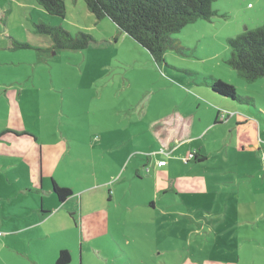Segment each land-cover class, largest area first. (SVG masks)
<instances>
[{
	"label": "rangeland",
	"instance_id": "374dc122",
	"mask_svg": "<svg viewBox=\"0 0 264 264\" xmlns=\"http://www.w3.org/2000/svg\"><path fill=\"white\" fill-rule=\"evenodd\" d=\"M65 6V17H59L37 0H0V133L9 123L8 96H15L22 106L24 128L35 131L42 141H50L61 125H72L74 152L64 158L66 163L85 172L96 167L103 180L119 162L102 163L101 135L123 132L133 136L134 147L152 149L157 137L149 126L151 119L180 109L209 119L196 144L208 154L216 149L217 156L213 153L195 169L205 186H192L190 193L158 195L151 193L152 186H141V195L107 207L105 230L99 237H79L75 242L73 229L54 232L52 237L60 235L66 241L63 250L72 259L78 260L81 253L82 264H106V259L109 264H184L203 258L223 264H264V77L248 82L224 62L231 55L229 37L242 33L245 24L251 29L264 23V0H216L217 13L211 19H199L172 34L184 49H168L161 64L109 17L97 18L84 0H65ZM40 24L61 26L73 35L84 31L93 41L83 50L54 49L51 38L37 32ZM209 74L232 84L251 102L241 107L221 103L226 98L205 84ZM238 108L246 112L241 114ZM219 111L222 117L233 116L215 128ZM242 122L245 125L239 127ZM229 133L233 144H227L228 155L225 144L215 138ZM242 139L249 142L241 143ZM243 145L245 150L240 151ZM178 159L172 169L187 184L194 170L181 166L186 157ZM62 164L56 171L58 179L71 184L77 177L62 174ZM95 180L89 175L80 184ZM92 192L104 196L98 189L88 193ZM1 195L0 232L9 233L1 205L6 199ZM9 195L14 199L6 201L9 205L25 198L20 193ZM155 198L156 208L142 205ZM93 204L86 203V213L99 207ZM28 251L16 242L0 241V264H22L28 261Z\"/></svg>",
	"mask_w": 264,
	"mask_h": 264
},
{
	"label": "crops",
	"instance_id": "0c3cea01",
	"mask_svg": "<svg viewBox=\"0 0 264 264\" xmlns=\"http://www.w3.org/2000/svg\"><path fill=\"white\" fill-rule=\"evenodd\" d=\"M15 99V96L13 99L8 96V110L11 109L9 123L8 127L0 133V194H3L1 197L6 201L12 202L14 199L9 195L10 192L23 194L25 198L12 205L6 201L1 203L4 225L9 227V233H2L0 241L3 245L16 242L26 249L29 247L30 251L26 253L28 261L22 264H55L60 251L67 248V243L60 235L53 238L54 232L66 234L68 229H73L74 233L70 234L75 242L79 237L82 239L99 237L105 230L104 220L108 217L107 207L119 200L131 201L135 195H141L139 192L143 189L141 186H152L151 193L157 192V195L168 191H174L176 194L190 193L192 186H205L203 176L195 169L213 157V153L217 156L216 149H212V152L209 151L208 154L204 146L196 144L204 129L209 126V119L206 116H198L197 113L183 114L184 112L177 109L151 119L149 126L157 137V143L153 144L152 149L134 147L131 144L133 136L128 134L123 136V132H109V135H101L102 146L100 148H105L103 152L100 151L102 163L112 161L114 164L118 161L119 167L110 177L100 180L96 167L85 172L78 166L73 167L66 163L68 156L73 154L71 150L74 152L72 125H61V131L56 128L50 141H42L34 133L35 131H28L24 128L20 112L22 106ZM226 99L220 102L241 107ZM238 109L242 111L241 114L246 112L244 109ZM221 113L222 111L216 113L217 117L213 127L222 125V121L229 120L233 116V114L228 115L225 120H222ZM245 120L248 123V119L245 118ZM245 122L238 123V126H244ZM231 134L215 138L225 144L228 155L230 149L227 144H233V138L229 139ZM247 142L249 140H241V143ZM244 148L245 145L240 151L245 150ZM146 151L149 153H145ZM261 153L264 158V150ZM183 156L186 157V162H182L181 166L184 169L194 170L187 184H182L185 178H178L180 173H175L172 169L175 161ZM65 157L67 158L64 159ZM161 160H165L166 164L159 165L158 162ZM60 164L63 165L62 174L72 173L77 177L75 181H71V184L61 183L58 179L56 171ZM89 175L95 177L94 183L81 185L80 179ZM66 182L69 181L66 180ZM55 184L69 188L71 195L61 201L55 193ZM96 189L103 191L104 196L93 192L88 193ZM135 189L138 194H135ZM147 200L142 205L148 204L154 208L158 205L156 198L152 202L149 201L150 199ZM89 202L99 207L93 211L87 210L86 213V203ZM220 213V211L217 212L219 215ZM108 250L112 252V249ZM72 258L71 255V261L68 264H82L81 253H79L78 260ZM104 262L109 264L110 259ZM112 262L116 263L113 260ZM184 264L223 263L203 258L199 261L197 259L186 260Z\"/></svg>",
	"mask_w": 264,
	"mask_h": 264
},
{
	"label": "trees",
	"instance_id": "16d2710c",
	"mask_svg": "<svg viewBox=\"0 0 264 264\" xmlns=\"http://www.w3.org/2000/svg\"><path fill=\"white\" fill-rule=\"evenodd\" d=\"M38 4L51 15L65 17V0H37ZM216 0H84L87 9L97 18L109 17L119 29L148 49L153 59L161 64L165 62L168 49L181 51L184 46L172 34L199 19L209 20L217 13L213 9ZM251 4H249L250 6ZM37 32L51 38L54 49L83 50L93 41V37L79 31L73 35L61 26L38 25ZM231 55L224 61L236 70L240 77L253 82L264 77V23L255 28L244 25V31L227 39ZM18 47H30L17 43ZM205 84L214 93L233 100L236 105L250 103L248 96L237 93L236 88L215 75L206 76ZM222 120L229 114H223ZM61 201L71 195L66 187L54 185ZM1 233V232H0ZM2 234V233H1ZM0 234V235H1ZM71 254L61 250L55 264H68Z\"/></svg>",
	"mask_w": 264,
	"mask_h": 264
},
{
	"label": "built area",
	"instance_id": "2783aa9c",
	"mask_svg": "<svg viewBox=\"0 0 264 264\" xmlns=\"http://www.w3.org/2000/svg\"><path fill=\"white\" fill-rule=\"evenodd\" d=\"M159 165H165L166 164V161L165 160H161L158 162ZM1 234V233H0Z\"/></svg>",
	"mask_w": 264,
	"mask_h": 264
}]
</instances>
